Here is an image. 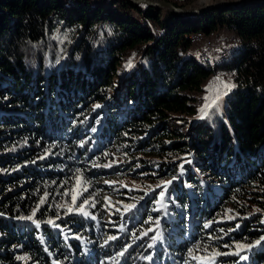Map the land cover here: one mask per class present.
I'll return each instance as SVG.
<instances>
[{
    "label": "trees",
    "instance_id": "16d2710c",
    "mask_svg": "<svg viewBox=\"0 0 264 264\" xmlns=\"http://www.w3.org/2000/svg\"><path fill=\"white\" fill-rule=\"evenodd\" d=\"M217 29L237 38L225 58L187 53L190 33ZM217 70L235 87L204 115ZM70 174L94 191L111 192L106 174L148 182L115 190L108 223L98 200L88 215L41 204ZM261 237L264 2L179 17L127 0H0V264H264ZM238 243L255 245L247 260L200 259Z\"/></svg>",
    "mask_w": 264,
    "mask_h": 264
},
{
    "label": "rangeland",
    "instance_id": "374dc122",
    "mask_svg": "<svg viewBox=\"0 0 264 264\" xmlns=\"http://www.w3.org/2000/svg\"><path fill=\"white\" fill-rule=\"evenodd\" d=\"M169 1V0H166ZM237 0H187L184 3H178L175 2L174 4L179 5H186V7L192 8L201 6L204 3L209 2H232ZM170 2V1H169ZM173 3V2H172ZM198 15H193L192 17H195ZM210 32L209 37H216L213 43V46L210 48H201V42L191 37L190 35V42L191 46L188 48L187 53L189 55H192L197 60H199L198 57H202L206 59L207 61L213 62L214 60L225 58L223 57V54H229V52L233 49L232 47L235 46L237 43V38L235 34L226 29H217ZM201 32V31H200ZM223 43V44H222ZM232 48V49H231ZM230 49V51H229ZM229 51V52H228ZM223 53V54H222ZM219 78V80L217 79ZM221 81L225 83H231V74L228 72H224L221 70H217L216 72L212 73L208 76L204 83V91H205V99L211 100L213 97H215L218 94V91H223V85ZM119 110L118 112L120 113ZM117 159V158H116ZM71 175V174H70ZM73 175V176H72ZM71 176L73 179H69L65 182V185H61V192L56 194L54 191H51V193H48V191L43 195V203L42 205L46 207H54L57 212V215H71V214H77L80 213L76 211L80 204L83 203L85 199L89 200V204L85 205V211L87 212V207L97 202V204H100V207H96V212L103 211V215L101 216L105 222L110 223L111 216L116 215L119 210V200L115 198L114 193L115 190H118L117 188H120L121 186H138V184H147L148 181L143 180V183H140L139 180H137L134 176L128 177L125 174H121V176H112V174H106L104 177H102L100 180L101 183L105 185H109L111 187V192L107 191L104 187L97 188V190L94 191V189L88 190L87 183L84 179H82L79 175V180L77 179L78 175L72 174ZM107 182V183H106ZM85 189H87L85 191ZM97 192V195H94V193ZM73 195L77 196V199L75 203H73ZM105 197H108V200H105ZM69 208L73 209L72 211H69ZM95 208V207H94ZM101 211L97 210L100 209ZM113 227V224H109ZM70 225H65L64 227L67 229L68 234L72 233V229L69 227ZM63 228L60 227V229ZM64 230V229H62ZM61 230V231H62ZM77 235V234H74ZM207 260V259H204ZM21 264H35V261L29 257L28 255H23Z\"/></svg>",
    "mask_w": 264,
    "mask_h": 264
},
{
    "label": "snow or ice",
    "instance_id": "6c2138e0",
    "mask_svg": "<svg viewBox=\"0 0 264 264\" xmlns=\"http://www.w3.org/2000/svg\"><path fill=\"white\" fill-rule=\"evenodd\" d=\"M133 65H132V61L129 60V62L125 65L126 68H131ZM219 80V78H217ZM222 85H223V91H218V94L216 95L215 99L212 100V102L210 104H206L202 109H201V112L204 114V115H207L208 112H207V109L208 108H211L213 106H216L217 107V110H219V105H220V102L222 101L223 97L227 95L228 91H230L233 87H235V85L231 84V83H225L223 81H221ZM94 107L96 108H99L101 107L100 105H95ZM93 131H95V129H93ZM99 166V165H97ZM111 165L110 164H106V165H103V167H110ZM77 172L79 173V170H77ZM77 179L79 180V175L77 177ZM173 180L177 179V177H173L172 178ZM107 183V182H106ZM172 181H161V185L163 186H167L168 184H171ZM161 185H157L156 187H160ZM87 189H85L86 191ZM165 195V193L163 191L160 192V197L163 198ZM77 199V196L76 195H73V203H75ZM105 200L107 201L108 200V197H105ZM41 202L43 203V198L41 199ZM157 203H159V201H157ZM89 204V200L85 199L83 201L82 204L79 205V207L77 209H75L76 211L78 212H83L84 215H88V213L85 211V205ZM135 207V205H132V204H129V205H125L124 207V211H128L129 209ZM73 209L69 208V211H72ZM35 212V210H34ZM229 219H231L232 217H228ZM21 219H24L23 217ZM27 219L31 220L32 217L29 216L27 217ZM47 223H53V221L49 220L47 221ZM160 224V221L157 220L156 221V225L159 226ZM39 226V225H38ZM56 227H59V225H56ZM205 227H208V224L205 225ZM239 227V225L237 226ZM148 231H152V229H148ZM141 235H147L146 232H142ZM116 237L115 236H109L108 237V240H115ZM153 239V242L155 243V241L158 239V235L157 236H153L152 237ZM108 240L105 241V243L108 242ZM261 241H264V237H261L260 240H257L255 242L256 245L260 244ZM255 245L253 244H236V251L235 252H229V253H224V252H219L215 249L212 250V255L211 256H207V257H200V259H213L214 257L216 256H222V255H229V254H232V255H238L239 256V259L241 261L243 260H247L248 257L246 255H241V251L244 250V249H251L252 247H254ZM151 247V245H150ZM225 247H227V245H225ZM192 252L193 250L192 249H189V255L192 256ZM119 255H123V253H120ZM145 259H149L151 260V257H144ZM193 259H197V257L195 256H192Z\"/></svg>",
    "mask_w": 264,
    "mask_h": 264
},
{
    "label": "water",
    "instance_id": "95a60500",
    "mask_svg": "<svg viewBox=\"0 0 264 264\" xmlns=\"http://www.w3.org/2000/svg\"><path fill=\"white\" fill-rule=\"evenodd\" d=\"M127 1L135 3L137 5H150V6H155L157 8H163L179 17L200 15L203 11L212 8H218V7L229 8V7L240 6L249 2H264V0H237L232 2H209V3H204L201 6L189 8V7L174 5L170 2L163 0H127Z\"/></svg>",
    "mask_w": 264,
    "mask_h": 264
},
{
    "label": "built area",
    "instance_id": "2783aa9c",
    "mask_svg": "<svg viewBox=\"0 0 264 264\" xmlns=\"http://www.w3.org/2000/svg\"><path fill=\"white\" fill-rule=\"evenodd\" d=\"M191 37L198 39L201 42V48H210L213 46L216 37H209V31L206 32H192ZM223 44V43H222Z\"/></svg>",
    "mask_w": 264,
    "mask_h": 264
},
{
    "label": "bare ground",
    "instance_id": "6f19581e",
    "mask_svg": "<svg viewBox=\"0 0 264 264\" xmlns=\"http://www.w3.org/2000/svg\"><path fill=\"white\" fill-rule=\"evenodd\" d=\"M163 1H166V0H163ZM170 1V3H172V4H174L175 2H178V3H184V2H186L187 0H169ZM169 1H167V2H169ZM174 5H176V4H174ZM178 6H180V5H178ZM184 7H186V5H184ZM209 36H210V32H209ZM191 40V39H190Z\"/></svg>",
    "mask_w": 264,
    "mask_h": 264
}]
</instances>
